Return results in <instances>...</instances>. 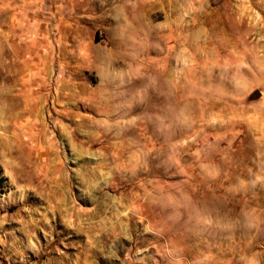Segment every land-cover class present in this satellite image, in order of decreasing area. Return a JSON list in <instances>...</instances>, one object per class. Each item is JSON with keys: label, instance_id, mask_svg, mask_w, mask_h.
Returning a JSON list of instances; mask_svg holds the SVG:
<instances>
[{"label": "rangeland", "instance_id": "rangeland-1", "mask_svg": "<svg viewBox=\"0 0 264 264\" xmlns=\"http://www.w3.org/2000/svg\"><path fill=\"white\" fill-rule=\"evenodd\" d=\"M0 264H264V0H0Z\"/></svg>", "mask_w": 264, "mask_h": 264}, {"label": "water", "instance_id": "water-1", "mask_svg": "<svg viewBox=\"0 0 264 264\" xmlns=\"http://www.w3.org/2000/svg\"><path fill=\"white\" fill-rule=\"evenodd\" d=\"M256 94H259V90H258V91H256Z\"/></svg>", "mask_w": 264, "mask_h": 264}]
</instances>
